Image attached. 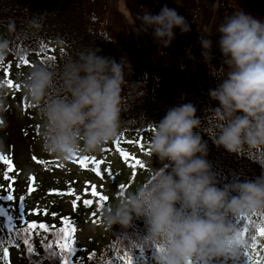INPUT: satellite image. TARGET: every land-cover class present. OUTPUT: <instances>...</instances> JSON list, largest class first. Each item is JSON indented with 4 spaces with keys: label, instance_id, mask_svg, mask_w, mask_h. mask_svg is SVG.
Listing matches in <instances>:
<instances>
[{
    "label": "clouds",
    "instance_id": "1",
    "mask_svg": "<svg viewBox=\"0 0 264 264\" xmlns=\"http://www.w3.org/2000/svg\"><path fill=\"white\" fill-rule=\"evenodd\" d=\"M139 20L136 30L151 29L161 47L171 44L174 29L190 31L185 17L167 6L155 15L146 11ZM217 32L228 71L208 92L217 102L208 110V126H203L191 102L169 107L148 142L151 155L162 166L150 170L144 183L102 213L110 230L114 225L127 229L134 219L143 220L146 236L141 243L162 249L151 256V264H185L190 258L209 264L216 258H238L244 242L237 241L233 221L264 208V175L217 187L201 136L204 133L237 157L251 153L246 157L264 169V19L239 8L225 17ZM199 44L208 63L212 40L199 37ZM8 49L9 42L0 39V60ZM98 52L86 49L65 62L51 96L55 74L44 65L33 66L22 82L24 94L39 109L41 148L62 162L99 151L121 127L122 90L130 66L124 58L117 62ZM3 96L0 86V101Z\"/></svg>",
    "mask_w": 264,
    "mask_h": 264
},
{
    "label": "trees",
    "instance_id": "2",
    "mask_svg": "<svg viewBox=\"0 0 264 264\" xmlns=\"http://www.w3.org/2000/svg\"><path fill=\"white\" fill-rule=\"evenodd\" d=\"M120 2L126 16L119 10ZM239 8L264 19V0H183L180 15L188 21L190 31L181 33L175 29L171 44L161 47L153 42L151 29L147 32L136 30L139 17L144 13L142 0H0V39L9 42L8 54L0 60V71L26 67L31 58H38L40 65L55 74L51 96L59 86L63 64L81 51L97 48L98 55L117 62L124 58L130 66L127 84L122 90L121 127L111 141L127 133L154 129L169 107L186 102L196 107V116L207 127L208 110L217 106L208 92L217 87L228 71L218 48L217 28L225 17ZM199 37L212 40L208 63L202 58ZM55 44L64 48L57 55L49 54V48ZM19 84L12 80L8 85L0 78L3 100L12 93L16 106L28 112L20 117L21 136L26 140L36 139L41 147L39 109L24 96L20 90L22 83ZM3 100L0 101V114L1 109L5 113L7 108ZM12 113L5 118L0 115V143L4 146V152L0 153L3 157L0 159V197L13 195L12 201L0 199V264H12L11 255L15 251L21 253L26 264H64L67 254L57 247L58 237L63 236L59 229H69L78 217L62 212L57 203H40L29 192V187L31 190L39 188V182L28 177L20 180L12 175L13 136L1 130ZM201 136L207 142L206 159L217 187L235 181H255L264 175V169L246 157L251 153L237 157L216 146L204 133ZM247 217V224L240 218L233 221L236 229H247L238 258H216L209 264H249L248 257L243 255L245 250L253 262L264 264V241L261 239L264 236L258 230L264 227L261 219L264 208ZM66 221H70V225ZM28 223L36 224L37 228L27 229ZM40 224L46 225L47 231L40 229ZM145 236L142 219H134L127 229L115 225L113 234L100 250H75L70 257L71 264H123L120 256L126 251H130L132 264H151L155 249L141 243ZM48 244L52 247L48 248ZM29 247L32 252L28 251ZM190 260L193 264H205L199 258Z\"/></svg>",
    "mask_w": 264,
    "mask_h": 264
},
{
    "label": "rangeland",
    "instance_id": "3",
    "mask_svg": "<svg viewBox=\"0 0 264 264\" xmlns=\"http://www.w3.org/2000/svg\"><path fill=\"white\" fill-rule=\"evenodd\" d=\"M142 3L144 12L149 11L153 15L158 14L163 6L174 8L180 14L183 0H142ZM123 6L120 2L119 10L126 16ZM153 42L155 43L154 38ZM63 48L62 45L55 44L49 48L48 53L57 55ZM35 65H40V61L38 58H31L26 67L1 70L0 78L8 85L12 80L21 85L19 83L24 81ZM20 90L24 94L22 86ZM24 96L27 97L25 94ZM14 98L12 93L6 96L3 100L4 108L7 107L4 109L6 112L1 109L0 114L5 118L13 112L1 129L13 136L12 175H16L20 180L22 177H28L35 183L39 182V188L33 190L32 187L31 190L29 187L34 199H38L42 204L57 203L62 212L78 217V221L72 223L69 228L72 233L73 252L83 249L100 250L115 228L114 225L110 230L103 224V210L117 198L144 183L149 178L150 170L162 166L150 153L148 142L154 129L144 133L124 134L118 140L107 142L95 153L74 155L71 161L62 162L45 153L36 139L22 138L20 117L28 112L16 106ZM2 152L4 146L0 143V153ZM122 152L127 153V157L122 156ZM84 157H88L86 162ZM136 160H139L143 167L136 165ZM93 189L97 192L96 196L92 195ZM100 195L107 199L100 201ZM85 200L91 201V204L86 205ZM21 258V253L15 251L11 255V263L26 264Z\"/></svg>",
    "mask_w": 264,
    "mask_h": 264
},
{
    "label": "snow or ice",
    "instance_id": "4",
    "mask_svg": "<svg viewBox=\"0 0 264 264\" xmlns=\"http://www.w3.org/2000/svg\"><path fill=\"white\" fill-rule=\"evenodd\" d=\"M10 83V82H9ZM122 156H125L127 157V153H121ZM0 159H3V157H0ZM84 161L86 162L88 160V157H84L83 158ZM5 163H8V161H5ZM136 165L140 166V167H143V165L140 163L139 160H136L135 162ZM9 170H11L9 168ZM8 177L5 176V179H7ZM92 195L93 196H96L97 195V192L95 191V189H93L92 191ZM0 199H5L7 201H12L13 200V195L11 194H8L4 197H0ZM77 199H79V197H77ZM107 198L103 195H100L99 196V200L100 201H105ZM84 203L87 205V204H91V201L89 200H85ZM262 220H264V217L261 218ZM240 220H243L245 222V224H247L249 222V218L247 216H244V217H241ZM239 220L237 221V224H239ZM66 224L70 225V221H66L65 222ZM40 229H44L45 231H47V227L46 225L44 224H40L38 226ZM37 228V225L34 224V223H28L27 224V229H35ZM259 234L261 236H264V227H260L259 229ZM247 231L246 227L243 228V229H236V232H237V241L238 242H241L243 243L244 242V235H245V232ZM59 232L60 233H63V236L61 237H58V240H57V247L61 250L62 253H66L67 255L64 257V264H71V261H70V257H71V254L73 252V240H72V233H71V230H69L68 228H65V227H62L59 229ZM62 241V242H61ZM28 241L25 240V244H27ZM151 247H154L155 249V253H159L162 251L160 245L158 244H153V245H150ZM48 248H51L52 245L51 244H48L47 245ZM29 252H32V248L29 247L28 249ZM5 256H7V250H5V253H4ZM243 255L245 257H248V261H249V264H258V262H253L251 260V257L249 256V253L247 250L244 251ZM120 259L123 261V264H132V257H131V254H130V251H126L124 252V254L122 256H120ZM185 264H193V262L190 260V259H187L185 261Z\"/></svg>",
    "mask_w": 264,
    "mask_h": 264
}]
</instances>
